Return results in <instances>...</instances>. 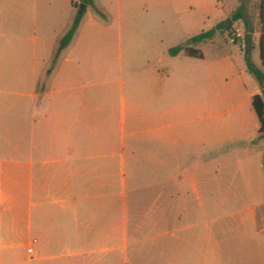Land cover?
I'll list each match as a JSON object with an SVG mask.
<instances>
[{
	"label": "crops",
	"instance_id": "1",
	"mask_svg": "<svg viewBox=\"0 0 264 264\" xmlns=\"http://www.w3.org/2000/svg\"><path fill=\"white\" fill-rule=\"evenodd\" d=\"M93 1L0 0V264H264L260 13L254 57L242 0Z\"/></svg>",
	"mask_w": 264,
	"mask_h": 264
},
{
	"label": "trees",
	"instance_id": "2",
	"mask_svg": "<svg viewBox=\"0 0 264 264\" xmlns=\"http://www.w3.org/2000/svg\"><path fill=\"white\" fill-rule=\"evenodd\" d=\"M249 0H242V6L241 8L235 13V15L232 17V22H237V21H243L244 26H245V31L246 34H253L255 32V27L253 24V18L252 16L249 15L248 9H247V4ZM83 4L86 6H91L94 8L97 14H99L104 20H106V16L104 13H102L100 10H98L95 5L93 0H83ZM85 14V11H82L80 8L78 10V13L74 19L73 25L71 29L65 34V36L61 39L59 48L57 50V53L55 54V57L51 63V67L47 71V77L51 74L53 69L55 68L60 54L63 50H65L72 42L80 24L83 19V16ZM108 22V20H106ZM264 22V9H263V0H260V23L261 25ZM232 26V25H231ZM226 27H230L229 25L226 24ZM217 30H221V27H219ZM216 30L214 31H209V32H204L201 33L189 40V45L190 44H196L203 42L208 39H212L215 36ZM183 50L186 51V53L189 56L192 57H199V51L192 49L190 47H185V46H178L170 50V55L171 56H176L179 53H181ZM247 64H248V69L249 71L256 77V79L259 81L261 86L264 88V70L259 69L255 66L253 61L250 58V55L247 54ZM261 59L263 61V66H264V49H263V37L261 38ZM253 107L259 116L260 122H261V129H260V138L264 141V98L262 95H257L253 99Z\"/></svg>",
	"mask_w": 264,
	"mask_h": 264
},
{
	"label": "rangeland",
	"instance_id": "3",
	"mask_svg": "<svg viewBox=\"0 0 264 264\" xmlns=\"http://www.w3.org/2000/svg\"><path fill=\"white\" fill-rule=\"evenodd\" d=\"M106 2H108V0H106ZM247 9H248L249 15L252 16V18L254 19L255 16H257L260 13V0H249V2L247 4ZM98 10H100L102 13H104V15L106 16V20L109 21L108 13L104 12L101 9H98ZM97 17L100 20L106 22V20H104V18H102L99 14H97ZM260 27H261V23L259 21L258 30H260ZM234 28L242 29L243 25L237 23L234 26ZM244 29H245V26H244ZM217 39H218V43H221L222 46L225 49L233 48V47H235V45L238 44V43L237 44L230 43V41H229L230 38H229V33L228 32H226V35H222V33L219 32L217 34ZM252 46H253V44H252ZM254 47H255V51L253 52V50H252L251 54L253 56V53H254V57H256V54L258 53V46L255 45ZM261 67H262V65H261ZM46 86H47V80L45 79L41 89L44 90L46 88ZM259 213L263 214L264 213V209L260 210ZM27 242H28V237H26L25 239H22V241H21V246L22 247L18 248V250L16 251L15 256L7 257L6 264H28L29 255L27 253V248H26Z\"/></svg>",
	"mask_w": 264,
	"mask_h": 264
},
{
	"label": "built area",
	"instance_id": "4",
	"mask_svg": "<svg viewBox=\"0 0 264 264\" xmlns=\"http://www.w3.org/2000/svg\"><path fill=\"white\" fill-rule=\"evenodd\" d=\"M230 43L237 44L240 40L244 41L245 35L244 32L240 28H232L228 31ZM29 252H32V250H29Z\"/></svg>",
	"mask_w": 264,
	"mask_h": 264
},
{
	"label": "water",
	"instance_id": "5",
	"mask_svg": "<svg viewBox=\"0 0 264 264\" xmlns=\"http://www.w3.org/2000/svg\"><path fill=\"white\" fill-rule=\"evenodd\" d=\"M85 9V6H82V10ZM245 45H246V51L247 52H251V48H252V34H247L245 36ZM262 97L264 98V89L261 92Z\"/></svg>",
	"mask_w": 264,
	"mask_h": 264
}]
</instances>
